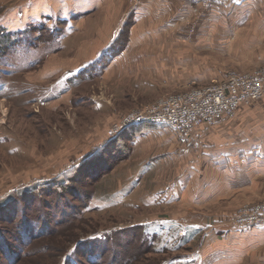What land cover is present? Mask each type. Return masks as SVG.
<instances>
[{"label":"rangeland","instance_id":"374dc122","mask_svg":"<svg viewBox=\"0 0 264 264\" xmlns=\"http://www.w3.org/2000/svg\"><path fill=\"white\" fill-rule=\"evenodd\" d=\"M42 1L0 0V264H225L264 99L191 141L128 119L264 67V0Z\"/></svg>","mask_w":264,"mask_h":264},{"label":"built area","instance_id":"2783aa9c","mask_svg":"<svg viewBox=\"0 0 264 264\" xmlns=\"http://www.w3.org/2000/svg\"><path fill=\"white\" fill-rule=\"evenodd\" d=\"M231 0H193L203 5ZM264 99V67L250 73L229 71L221 79L162 99L128 119L170 127L183 141L196 140L206 129L235 116L237 111ZM230 224L237 229L264 225V201L236 211Z\"/></svg>","mask_w":264,"mask_h":264},{"label":"crops","instance_id":"0c3cea01","mask_svg":"<svg viewBox=\"0 0 264 264\" xmlns=\"http://www.w3.org/2000/svg\"><path fill=\"white\" fill-rule=\"evenodd\" d=\"M256 0H231L229 2L230 9L243 11L238 17V22L244 19L245 23L248 22L250 16L256 11L258 6L254 7ZM44 3V0L42 1ZM170 2V1H169ZM65 6H67L65 4ZM208 83V82H207ZM153 125V123H145ZM157 125V124H154ZM205 131L201 133L200 137H205ZM238 153H242L247 158V162L252 158L256 157L258 160L254 162L253 170L264 171V149L261 143L252 142L248 147H243L238 150ZM228 155L230 153H227ZM250 154V155H248ZM231 156H228L230 158ZM227 158V160H228ZM221 233H228L230 240V251L228 257L225 259V264H238L239 262H246L248 258L252 257L257 251L264 249V225L249 229H234L231 225L225 230H220ZM219 244V243H218ZM256 251V252H255ZM264 262V259L261 262ZM222 264V263H220Z\"/></svg>","mask_w":264,"mask_h":264},{"label":"trees","instance_id":"16d2710c","mask_svg":"<svg viewBox=\"0 0 264 264\" xmlns=\"http://www.w3.org/2000/svg\"><path fill=\"white\" fill-rule=\"evenodd\" d=\"M168 261H169V260H168ZM169 263H170V261H169ZM169 263H168V264H169Z\"/></svg>","mask_w":264,"mask_h":264}]
</instances>
